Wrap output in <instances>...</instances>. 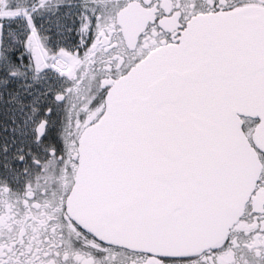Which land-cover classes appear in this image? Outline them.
Masks as SVG:
<instances>
[{
  "label": "snow or ice",
  "instance_id": "obj_1",
  "mask_svg": "<svg viewBox=\"0 0 264 264\" xmlns=\"http://www.w3.org/2000/svg\"><path fill=\"white\" fill-rule=\"evenodd\" d=\"M0 264H264V0H0Z\"/></svg>",
  "mask_w": 264,
  "mask_h": 264
}]
</instances>
